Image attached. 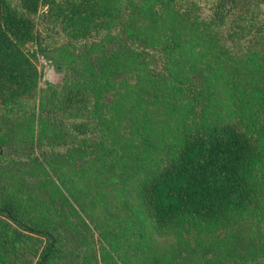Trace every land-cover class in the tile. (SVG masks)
<instances>
[{"label": "trees", "instance_id": "1", "mask_svg": "<svg viewBox=\"0 0 264 264\" xmlns=\"http://www.w3.org/2000/svg\"><path fill=\"white\" fill-rule=\"evenodd\" d=\"M93 39L117 49L82 64L81 87L46 89L34 112L26 45L52 60L56 41ZM8 114L20 120L0 126V264H264V0H0ZM111 202L121 213L107 219ZM247 221L243 251L235 234L218 245L214 234ZM146 223L202 240L159 258Z\"/></svg>", "mask_w": 264, "mask_h": 264}, {"label": "rangeland", "instance_id": "2", "mask_svg": "<svg viewBox=\"0 0 264 264\" xmlns=\"http://www.w3.org/2000/svg\"><path fill=\"white\" fill-rule=\"evenodd\" d=\"M56 42L57 43L55 44V47H56L55 52L53 53L54 58L52 60H50L48 56H43L37 52H34L35 48L31 45H26V47L24 48V52L30 58V60L35 65L39 73V82H38L37 92L35 95L36 98L33 102L34 103L33 105L35 108L34 112H36L37 108H39L38 100L46 89H49V88L51 89L55 88V90H60L61 88L69 89L68 87L74 81H75L76 87H81L80 85H77V84L82 83V81L85 78L86 79L91 78V76L88 75L87 70H85L82 67V64H90L91 59L93 60L94 58H96L103 50H104L103 52L111 53L117 49V48L115 49L116 46L112 45L111 42L110 43L104 42L105 44H100V42H98L95 39L89 40V41H82V42L81 41L72 42V41H67V40H59ZM102 46L104 47V49H102ZM134 80H135V77L133 76L127 79L128 83H134ZM109 96L110 94L105 92L103 93V96L99 99V101L100 100H102V102L110 101L111 99L108 98ZM17 120L19 121L20 119L18 118L14 119L9 114L7 116H0V126L4 127V129L9 132L10 130L14 128V126L17 123ZM120 133L126 135L128 134V131H125L122 129ZM20 146H21V149L23 148L25 150V152L30 150V146L27 143H23V145H20ZM12 147L13 145L11 144V142L5 141L2 144L3 157L8 158L10 155L15 154L12 150L13 149ZM1 160H4V159L2 158ZM149 163H150V159H148V161L146 162L145 169L147 168ZM3 167L6 168L5 165ZM88 198H89L88 196L83 197V201L85 202L86 205L89 204V202L86 201ZM130 198L131 196H126V201L131 206V209L134 211L136 208L133 202H131L132 200ZM73 206L75 207L76 210H78V207L75 203H73ZM114 211H115L114 215H106V218L108 219V218H112L113 216H120V213H121L120 212L121 210L115 208L111 202V208H110L111 214ZM90 213L94 215L93 211H91ZM83 219H84L83 222L85 226L88 225L89 228L92 231H94L92 225L89 224L91 223V221L87 217H84ZM251 227H252V224L249 221L238 222V223L231 222V224L226 229H222V231L220 230L217 232V234H214V237H216L217 242H220L218 243V245L225 242L229 246L233 247V245L231 244V240H232L231 235L235 234L239 238H242L243 240V243L238 242L237 244L238 246L243 247L242 249L243 251L245 246L249 243L246 236L247 234L249 235L251 233L252 231ZM78 229H80V227H78ZM115 230L118 231L120 230V228L116 226ZM144 230L146 232V240H148L149 242V243H146L145 245L149 247V249L151 248L149 250L150 254L156 257H159V258H162L163 256L165 257L166 255H168L169 250L174 251V254H175L176 253L175 249H177V247L178 249L180 248L178 241L186 242L185 239L189 238L188 240L192 242L194 239L195 241L200 239V237H198L197 235L194 238L193 236H190V234L187 235V234H182V233L180 235V238H178V236L176 235V231L168 235L164 234L162 236H158L156 231H154L147 223H146V226L144 227ZM244 231H245V235L243 234ZM134 232H136V228L133 227L132 225V228L127 233L129 234L132 233L133 235ZM157 232L164 233L162 230H158ZM259 233H260L259 237L260 235L261 237L264 236V230L263 231L260 230ZM120 235H121V232H120ZM117 239H118L117 247L119 248V250L122 249L121 251L126 249L128 244L131 242V237L124 236V238L121 239V236H120ZM200 240H202V237ZM210 240L215 241V238H212ZM237 250L240 251L239 248ZM220 253H224L223 256L229 258L233 252L231 253V251H222Z\"/></svg>", "mask_w": 264, "mask_h": 264}]
</instances>
